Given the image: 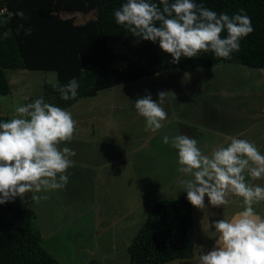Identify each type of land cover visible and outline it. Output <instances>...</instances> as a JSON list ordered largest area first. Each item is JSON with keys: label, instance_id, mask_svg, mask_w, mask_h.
Wrapping results in <instances>:
<instances>
[{"label": "rangeland", "instance_id": "obj_1", "mask_svg": "<svg viewBox=\"0 0 264 264\" xmlns=\"http://www.w3.org/2000/svg\"><path fill=\"white\" fill-rule=\"evenodd\" d=\"M63 17L79 12H63ZM87 17H85L86 19ZM10 93L0 95V115L9 119L15 108L43 97L44 84L54 83L56 73L8 69ZM167 112L164 126L156 133L145 131V119L134 106L150 94ZM77 122L69 147L73 167L64 189L19 201L35 213L42 246L58 264H128L127 247L152 206L161 199L184 194V174L178 171V152L163 143V136L187 135L205 154L227 146L229 134L248 140L264 154V69L221 62L192 71L162 70L150 76L101 89L94 96L80 97L65 108ZM248 182L264 187V179ZM213 207L205 197L203 210L192 206L193 256L164 264H199V256L213 249L217 233L214 222L231 219L243 210L241 198ZM264 217V202L254 205Z\"/></svg>", "mask_w": 264, "mask_h": 264}, {"label": "clouds", "instance_id": "obj_2", "mask_svg": "<svg viewBox=\"0 0 264 264\" xmlns=\"http://www.w3.org/2000/svg\"><path fill=\"white\" fill-rule=\"evenodd\" d=\"M24 19L23 11L16 13ZM117 25L133 36L159 44L170 54L171 63L181 58H194L211 51L217 58L229 59L240 50V41L254 29L244 9L229 16L217 13L196 0H126L114 11ZM20 25L16 34L19 35ZM226 32L224 36L222 33ZM31 29L25 30L30 35ZM12 31H5L7 39ZM62 100L76 98L79 82L72 78L67 84H52ZM154 101L150 94L134 102L137 113L145 119V131L163 128L167 112L162 105L167 92L160 91ZM16 116L0 122V205L23 200H47L48 193L64 189L76 153L60 145L72 141L76 121L72 114L45 102L43 98L15 108ZM163 143L178 152V171L187 200L197 209L205 208V197L213 207L231 203L229 197L241 198V211L231 219L214 222L218 234L212 250L201 253L199 264H264V217L254 205L264 202V187L248 182L264 179V154L256 145L237 137L227 146H216L205 154L194 138L187 135L163 136Z\"/></svg>", "mask_w": 264, "mask_h": 264}, {"label": "trees", "instance_id": "obj_3", "mask_svg": "<svg viewBox=\"0 0 264 264\" xmlns=\"http://www.w3.org/2000/svg\"><path fill=\"white\" fill-rule=\"evenodd\" d=\"M126 0H0V95L10 93L8 69L55 72L60 85L72 78L79 82L76 98L62 100L53 83L44 84L45 102L63 109L80 97L94 96L101 89L179 68L192 71L230 62L264 69V0H196L215 12L229 16L244 9L254 31L240 41V50L229 59L211 51L171 63L170 54L158 42L135 37L117 25L114 11ZM23 11L25 18L16 13ZM63 12H79L63 17ZM85 17H87L85 19ZM23 25L19 35L17 28ZM30 35H25L26 29ZM12 35L4 39L5 31ZM222 35L226 36L224 32ZM10 120L0 115V122ZM187 193L161 199L149 210L145 221L127 247L128 264H164L193 256V213ZM34 211L21 203L0 205V264H58L41 244Z\"/></svg>", "mask_w": 264, "mask_h": 264}, {"label": "built area", "instance_id": "obj_4", "mask_svg": "<svg viewBox=\"0 0 264 264\" xmlns=\"http://www.w3.org/2000/svg\"><path fill=\"white\" fill-rule=\"evenodd\" d=\"M5 11H6L5 8H0V14L3 13V12H5Z\"/></svg>", "mask_w": 264, "mask_h": 264}, {"label": "crops", "instance_id": "obj_5", "mask_svg": "<svg viewBox=\"0 0 264 264\" xmlns=\"http://www.w3.org/2000/svg\"><path fill=\"white\" fill-rule=\"evenodd\" d=\"M229 137H231V138H232V137H234V135H232V134H229Z\"/></svg>", "mask_w": 264, "mask_h": 264}]
</instances>
